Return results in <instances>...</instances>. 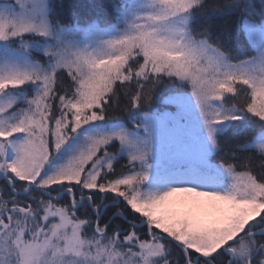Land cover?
Masks as SVG:
<instances>
[{
	"label": "snow or ice",
	"instance_id": "obj_1",
	"mask_svg": "<svg viewBox=\"0 0 264 264\" xmlns=\"http://www.w3.org/2000/svg\"><path fill=\"white\" fill-rule=\"evenodd\" d=\"M256 12L0 0V264H264Z\"/></svg>",
	"mask_w": 264,
	"mask_h": 264
},
{
	"label": "trees",
	"instance_id": "obj_2",
	"mask_svg": "<svg viewBox=\"0 0 264 264\" xmlns=\"http://www.w3.org/2000/svg\"><path fill=\"white\" fill-rule=\"evenodd\" d=\"M64 2L69 3V2H71V0H64ZM76 2L87 3L88 0H76ZM260 2H261V0H253V3L257 5V12L254 13V15L256 16L257 19H259V15L257 13L259 12ZM229 24L232 28V36H233L232 40L230 41L231 45L235 46L237 43H239L240 45L244 46L245 48L250 47L248 42H247V38L243 33L240 34L239 40L237 41L236 36H235L236 28H237V22L235 21V18H231L229 20Z\"/></svg>",
	"mask_w": 264,
	"mask_h": 264
}]
</instances>
